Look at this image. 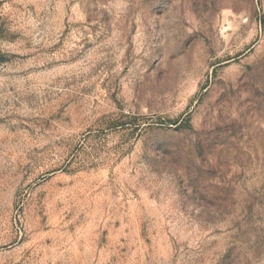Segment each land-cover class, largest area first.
Segmentation results:
<instances>
[{
    "label": "rangeland",
    "instance_id": "obj_1",
    "mask_svg": "<svg viewBox=\"0 0 264 264\" xmlns=\"http://www.w3.org/2000/svg\"><path fill=\"white\" fill-rule=\"evenodd\" d=\"M0 264H264V0H0Z\"/></svg>",
    "mask_w": 264,
    "mask_h": 264
}]
</instances>
